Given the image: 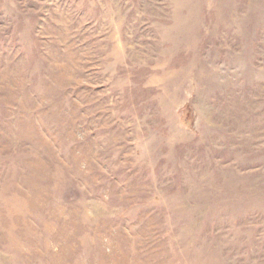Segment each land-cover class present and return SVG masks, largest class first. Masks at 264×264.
I'll use <instances>...</instances> for the list:
<instances>
[{
    "label": "rangeland",
    "instance_id": "1",
    "mask_svg": "<svg viewBox=\"0 0 264 264\" xmlns=\"http://www.w3.org/2000/svg\"><path fill=\"white\" fill-rule=\"evenodd\" d=\"M0 264H264V0H0Z\"/></svg>",
    "mask_w": 264,
    "mask_h": 264
}]
</instances>
